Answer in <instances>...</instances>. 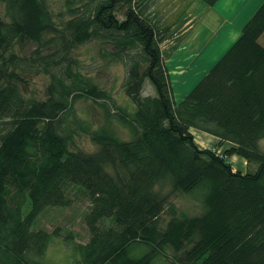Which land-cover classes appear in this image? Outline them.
I'll return each mask as SVG.
<instances>
[{"label": "trees", "instance_id": "16d2710c", "mask_svg": "<svg viewBox=\"0 0 264 264\" xmlns=\"http://www.w3.org/2000/svg\"><path fill=\"white\" fill-rule=\"evenodd\" d=\"M63 6L61 15L50 0H0V264H47L58 228L33 226L77 192L91 206L90 239L75 245L76 264H264V1L180 102L161 47L171 28L151 0ZM91 42L124 64L122 87L135 110L76 54ZM34 73L50 77L44 98L26 95ZM147 78L155 95L143 94ZM80 99L103 109L97 128L78 113ZM194 131L227 148L201 147ZM83 135L96 150L77 143ZM235 155L245 171L234 168ZM195 192L198 213L170 200Z\"/></svg>", "mask_w": 264, "mask_h": 264}, {"label": "rangeland", "instance_id": "374dc122", "mask_svg": "<svg viewBox=\"0 0 264 264\" xmlns=\"http://www.w3.org/2000/svg\"><path fill=\"white\" fill-rule=\"evenodd\" d=\"M153 13L156 18H162L171 30L161 47L170 53L166 59L170 71L171 81L174 87L176 102H180L202 80V78L215 65V58L209 57L213 47L228 50L232 43L234 31L243 27L245 22L257 9L261 0H226L220 2L217 8L212 9L204 0H151ZM56 14L63 15V0H50ZM233 25V27H232ZM264 45V35L260 38ZM179 51H174V47ZM103 45L91 42L78 47L75 52L80 57L86 68H93L97 82L111 92L113 98L131 111L135 110L132 100L125 94L122 87L125 76L123 63H110L106 57H102ZM105 48V46H104ZM107 49V48H106ZM225 51V52H226ZM174 54V55H173ZM164 55V54H163ZM165 57V56H164ZM213 62V65H211ZM29 88L26 95H36L44 98L50 82L47 74H30L26 76ZM144 95H155L156 89L150 79H146L143 89ZM82 118L89 120L97 128L103 122L104 111L99 104L92 100L80 99L75 104ZM117 129L123 138H127V130L118 124ZM196 142L203 148L216 149L217 141L211 140L206 135L194 132ZM77 143L86 151H94L97 146L92 143L87 135L77 139ZM225 145L216 149L223 154ZM260 148L264 151V138L260 141ZM236 170L245 171L246 161L240 156L230 158ZM169 188H166L168 191ZM72 202L68 206L50 207L46 209L36 220L33 228H43L54 232L58 228V234L54 235L45 255L41 259L47 264H76L80 258L75 245L86 243L90 239V232L85 221V215L89 211V198L82 193H73ZM200 194L175 193L171 196L180 211L188 214L198 213L201 210ZM29 204L26 207V211ZM169 219L168 213L164 214ZM159 264H165L159 261Z\"/></svg>", "mask_w": 264, "mask_h": 264}, {"label": "crops", "instance_id": "0c3cea01", "mask_svg": "<svg viewBox=\"0 0 264 264\" xmlns=\"http://www.w3.org/2000/svg\"><path fill=\"white\" fill-rule=\"evenodd\" d=\"M226 0H219L213 7H212V9H215V8H217L218 7V5L220 4V2H225ZM264 0H261L260 2H259V4H258V6L256 7V8H258L259 6H260V4L263 2ZM232 27H233V25H232ZM241 30H242V27L241 28H239V30L237 31V29H236V31H234L233 33H236V34H233V36H232V43L239 37V35L241 34ZM173 46H176V45H173ZM232 46V45H231ZM179 47L180 48H182L180 45L179 46H176V47H174V51H179L178 49H179ZM226 50H224L223 51V49H220V47H213V49H211V52L209 53V57H214L215 58V62H214V64H216L217 63V61L228 51H226ZM162 52H163V54H164V56H165V58L167 59L168 58V56H169V54L170 53H168V52H165L164 51V49L162 48ZM174 55V54H173ZM168 60H170L169 58H168ZM212 64L211 65H213V62H211ZM194 132H196V131H194ZM201 135H206V136H208L209 138H212L211 140H215V141H218L217 140V138L216 137H214V136H211V135H209V134H207V133H204V132H200V131H198ZM195 134V133H194Z\"/></svg>", "mask_w": 264, "mask_h": 264}]
</instances>
